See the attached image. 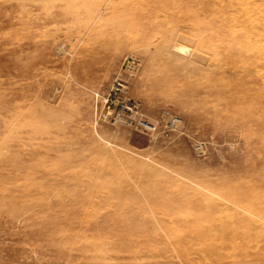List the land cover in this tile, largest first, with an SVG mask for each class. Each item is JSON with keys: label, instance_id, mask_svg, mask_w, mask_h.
<instances>
[{"label": "rangeland", "instance_id": "obj_1", "mask_svg": "<svg viewBox=\"0 0 264 264\" xmlns=\"http://www.w3.org/2000/svg\"><path fill=\"white\" fill-rule=\"evenodd\" d=\"M0 264H264V0H0Z\"/></svg>", "mask_w": 264, "mask_h": 264}, {"label": "built area", "instance_id": "obj_2", "mask_svg": "<svg viewBox=\"0 0 264 264\" xmlns=\"http://www.w3.org/2000/svg\"><path fill=\"white\" fill-rule=\"evenodd\" d=\"M107 95H110V91ZM135 126L144 132H158L163 136H169L173 131L180 129L183 125L182 118L178 113L169 108H162L157 119L149 120L141 114L138 115L135 120ZM196 149L197 152H200L201 146L196 145Z\"/></svg>", "mask_w": 264, "mask_h": 264}, {"label": "bare ground", "instance_id": "obj_3", "mask_svg": "<svg viewBox=\"0 0 264 264\" xmlns=\"http://www.w3.org/2000/svg\"><path fill=\"white\" fill-rule=\"evenodd\" d=\"M255 19V18H254Z\"/></svg>", "mask_w": 264, "mask_h": 264}]
</instances>
